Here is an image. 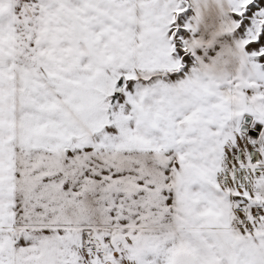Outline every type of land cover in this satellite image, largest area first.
<instances>
[{
	"label": "snow or ice",
	"instance_id": "obj_1",
	"mask_svg": "<svg viewBox=\"0 0 264 264\" xmlns=\"http://www.w3.org/2000/svg\"><path fill=\"white\" fill-rule=\"evenodd\" d=\"M0 264H264V0H0Z\"/></svg>",
	"mask_w": 264,
	"mask_h": 264
}]
</instances>
